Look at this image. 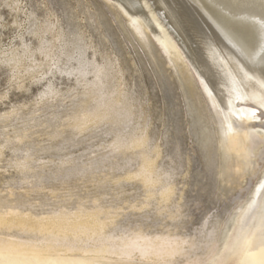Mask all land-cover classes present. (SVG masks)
<instances>
[{
	"label": "rangeland",
	"instance_id": "374dc122",
	"mask_svg": "<svg viewBox=\"0 0 264 264\" xmlns=\"http://www.w3.org/2000/svg\"><path fill=\"white\" fill-rule=\"evenodd\" d=\"M141 35L132 29L118 6L107 0H0L2 200L17 201L22 209L30 206L28 210L35 214L60 209L72 212L79 205L87 210L101 208L117 213V228L137 225L161 231L176 226L187 235L198 234L226 218L233 197L242 195L255 179L223 171L218 118L200 79L188 63L165 52L147 31ZM39 45H54L55 54L88 45L87 59L113 63L107 85H118L125 93L134 113L130 126H136L138 134L145 131L149 147L160 149V158L153 154L155 150L151 156L157 168L169 171L176 187L175 199L162 202L153 198L148 207L137 208L145 201L146 188L139 179H125L123 175L137 168L141 148L109 152L113 134H106V121L87 122L82 130L73 128L72 116L87 103L82 95L83 83L76 85L73 75H60L54 66L49 72L48 60L38 52ZM26 48L34 51L32 58L39 66H33L28 55H22L17 65L10 60ZM70 63L74 65L75 61ZM28 65L33 66L31 71L26 70ZM41 76L44 79H37ZM48 85L59 92L40 99ZM26 155L28 162L18 166ZM102 155L109 158L100 164ZM258 165L264 167V157ZM78 167L84 168L82 172ZM70 169L77 172L68 174ZM175 203L181 208L171 218Z\"/></svg>",
	"mask_w": 264,
	"mask_h": 264
},
{
	"label": "bare ground",
	"instance_id": "6f19581e",
	"mask_svg": "<svg viewBox=\"0 0 264 264\" xmlns=\"http://www.w3.org/2000/svg\"><path fill=\"white\" fill-rule=\"evenodd\" d=\"M107 1L118 6L137 35L147 31L165 52L188 63L217 114L223 171L255 180L242 195L233 197L226 218L193 235L179 232L176 226L161 231L137 225L117 228V213L113 215L101 208L87 210L79 205L72 212L63 207L64 210H50L43 215L29 211L30 206L22 209L19 202L0 198V264H264V167L258 165L264 157V0ZM53 46L37 47L48 60L49 72L54 66L60 75H73L75 83H83L82 95L87 103L71 117L73 128L86 126L90 121H106V134H113L109 152L141 148L137 168L123 175L125 179H139L146 188L145 201L137 208L148 207L153 198L162 202L175 199L176 187L169 171L154 163L155 157L160 158V149L149 147L145 131L138 134V128L130 126L134 113L125 93L118 85H107L113 63L87 59L88 45L59 54L52 52ZM33 52L26 48L10 60L17 65L22 55L32 58ZM32 62L33 66L38 64L33 58ZM31 66L26 70L33 69ZM47 87L40 99L59 92ZM28 158H19L23 163L17 162L18 166L24 167ZM106 158L109 157L103 156L99 163ZM82 168L78 167L79 171ZM74 170L70 169L68 174ZM174 206L171 218L181 208L179 203Z\"/></svg>",
	"mask_w": 264,
	"mask_h": 264
}]
</instances>
